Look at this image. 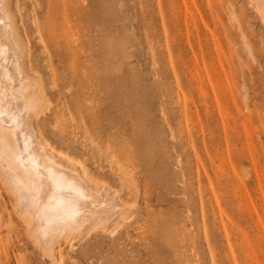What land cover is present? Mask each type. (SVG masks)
I'll list each match as a JSON object with an SVG mask.
<instances>
[{"label": "rangeland", "instance_id": "1", "mask_svg": "<svg viewBox=\"0 0 264 264\" xmlns=\"http://www.w3.org/2000/svg\"><path fill=\"white\" fill-rule=\"evenodd\" d=\"M252 6L249 0H17L31 64L49 100L46 112L55 105L61 111L43 135L56 150L94 166L83 126L67 116L87 89L99 126L118 133L103 141L124 151L121 159L109 156L101 172L119 169L139 192L123 191L131 206L123 228L111 236L89 228L71 233L60 240L64 255L50 262L1 184L2 264H264V23ZM73 7L81 20L63 23V11ZM72 47L83 50L78 59H71ZM103 86L118 99L108 100Z\"/></svg>", "mask_w": 264, "mask_h": 264}, {"label": "bare ground", "instance_id": "2", "mask_svg": "<svg viewBox=\"0 0 264 264\" xmlns=\"http://www.w3.org/2000/svg\"><path fill=\"white\" fill-rule=\"evenodd\" d=\"M249 2L251 6L253 5V10L257 11L255 12L257 15L259 14V18L264 23V0H249ZM215 5L217 7L216 3ZM215 5L213 6L215 7ZM74 7L72 11L70 10L71 12L68 10L63 11V23L66 24L65 20H67L68 17L74 18L72 22L81 18L79 9ZM82 8L80 10L81 13L83 12ZM231 13L234 12L231 11ZM45 23L48 24L49 22ZM43 26L44 25H42V28H44ZM23 28L22 22L17 18V0H0V181H3L0 185L2 184L3 186L4 183L3 189L9 194L13 202L12 210L14 215L18 213L17 217H20L18 221H20L22 227L24 226L23 229L27 236H30L29 238H31L33 242L40 245V250L47 256V259H50V262H54L57 258L56 255L62 257V250L65 249L60 245V240H67L71 233L83 229H99L104 236H111L118 225L122 227L123 223H125V216L129 215V213H126L127 211L125 212L126 201L128 200L125 201L123 191L129 195H134L135 193L137 195L138 190H134V187L129 185L126 180H124L125 178L123 179L120 172L117 171L119 169H117L116 165L115 167L117 170L109 167L108 174L101 172V164L103 162L107 163V160H110L108 159L109 156L115 155L118 159H121V155L124 151H120V147L115 148V144L111 141H103V139H106L105 137H116L118 133L108 130V127L99 126L96 117L97 113L94 108L95 105H93L94 99L93 97L91 98L92 95L90 96V94H88L89 92H85L87 91L86 88L84 91H79L80 94L76 96L75 101H73V103L71 102V109H73L68 112L67 116L69 120L76 117L83 126L85 138V140H83V145H88L90 147L94 166H91V163L81 157L75 158V156L66 151L62 152L56 150L54 146L50 144L51 141L49 143L45 138L42 133L43 127L50 123L51 115L56 116L61 111L58 105H55L51 109V112L48 114L46 112L49 100L45 92L43 80L39 77L38 69L31 64L30 40ZM58 29L60 30V26ZM43 32L42 29V33ZM59 32H61L60 34L62 35V31L60 30ZM57 34L59 33H56V36ZM69 36L71 35L69 34ZM77 36L74 37L73 35V38L75 39ZM53 38L51 40H54ZM77 39L78 38H76L75 41H77ZM64 42H66V39ZM70 42L69 44H71ZM52 47L54 46L52 45ZM75 48H77V46H75ZM75 48L71 50L72 60L75 58L78 59L79 52H81L79 49L77 50ZM83 54L85 55L86 53L84 52ZM58 55V57L62 59L61 52ZM75 64L78 66L77 63ZM67 66H71V64ZM70 70L72 71V68ZM71 71L69 73L73 76V72L71 73ZM73 71L76 70L73 69ZM103 87V91H106L105 93L109 95L108 100L115 101L118 99L111 98L109 89L105 86ZM68 89H71V87ZM68 89L66 90L67 92H69ZM114 96L116 95L112 97ZM96 109H98V107H96ZM114 161H117V159ZM142 195H145L144 192ZM73 212H75L74 216L71 215ZM129 219L130 222L132 219ZM13 222L12 220L11 223L8 222V224L10 223V228H8V230L11 229L10 231L14 228V225H12ZM138 222L140 221L138 220ZM8 224L7 226H9ZM94 232L96 233L97 231ZM83 233L78 232L77 234L83 235ZM95 233L90 234L95 235ZM29 238H27V240ZM0 239L2 240L1 236ZM31 239H29L30 242ZM76 239L78 238L75 237L73 241L75 242ZM68 241L73 243L72 239ZM65 244L67 245V243ZM70 245L69 243L68 247H70ZM6 248L7 247H5V249ZM36 248L38 247L36 246ZM0 253V264H2V261L6 259L7 256L5 251ZM24 256V254L21 256V260L25 258ZM84 256H86V254ZM25 260L21 263H25ZM60 262L59 260V264Z\"/></svg>", "mask_w": 264, "mask_h": 264}, {"label": "snow or ice", "instance_id": "3", "mask_svg": "<svg viewBox=\"0 0 264 264\" xmlns=\"http://www.w3.org/2000/svg\"><path fill=\"white\" fill-rule=\"evenodd\" d=\"M71 215H73V216H74V215H75V212H73Z\"/></svg>", "mask_w": 264, "mask_h": 264}]
</instances>
